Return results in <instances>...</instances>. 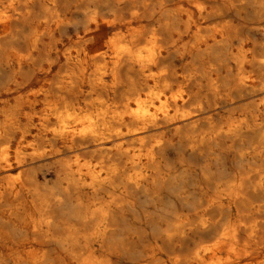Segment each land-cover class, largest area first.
<instances>
[{"label": "bare ground", "instance_id": "1", "mask_svg": "<svg viewBox=\"0 0 264 264\" xmlns=\"http://www.w3.org/2000/svg\"><path fill=\"white\" fill-rule=\"evenodd\" d=\"M0 264H264V0H0Z\"/></svg>", "mask_w": 264, "mask_h": 264}]
</instances>
